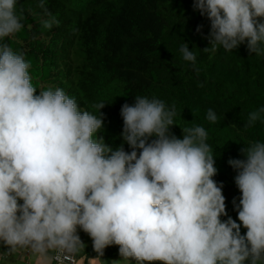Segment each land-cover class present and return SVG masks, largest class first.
<instances>
[{
	"label": "clouds",
	"instance_id": "1",
	"mask_svg": "<svg viewBox=\"0 0 264 264\" xmlns=\"http://www.w3.org/2000/svg\"><path fill=\"white\" fill-rule=\"evenodd\" d=\"M16 5L0 0V264H106L101 257L111 245L119 246L106 258L111 264H264V142L245 145V159H229L240 223L221 220L223 185L213 179L205 127L181 128L177 138L170 133L175 105L136 96L121 107L131 151L123 143L113 150L97 136L105 102L92 105L97 115L62 88L36 94L30 62L4 42L23 27ZM39 7L49 17L44 28L59 24L44 0ZM193 7L210 20L204 52H231L247 41L250 54L264 56V0H194ZM180 52L195 63L187 43ZM206 119L217 122L213 109ZM257 121L264 123V107L244 127Z\"/></svg>",
	"mask_w": 264,
	"mask_h": 264
},
{
	"label": "trees",
	"instance_id": "2",
	"mask_svg": "<svg viewBox=\"0 0 264 264\" xmlns=\"http://www.w3.org/2000/svg\"><path fill=\"white\" fill-rule=\"evenodd\" d=\"M40 2L17 0L23 27L4 38L30 62L36 94L62 88L81 109L97 115L92 105L105 102L100 110L104 126L97 136L113 150L123 143L126 152L131 148L121 136L122 105H133L136 96L174 104L177 125L170 133L183 138L181 128L205 127L218 170L213 179L223 185L227 216L221 220L230 216L240 223L233 205L241 197L237 171L228 161L245 159L240 151L245 145L264 142V123L244 127L249 113L264 107V56L250 54L247 41L231 52L222 47L204 52L210 47V20L194 9V0H44L59 21L51 29L43 27L49 17ZM184 43L195 53V63L182 58ZM208 109L217 114L216 123L206 119ZM85 236L80 235L82 241ZM118 251L111 245L101 259Z\"/></svg>",
	"mask_w": 264,
	"mask_h": 264
},
{
	"label": "rangeland",
	"instance_id": "3",
	"mask_svg": "<svg viewBox=\"0 0 264 264\" xmlns=\"http://www.w3.org/2000/svg\"><path fill=\"white\" fill-rule=\"evenodd\" d=\"M79 231H80V229H78V234H79ZM87 242H88L89 244H92V243H93V242H92V239L90 238L89 235H88ZM120 259H121V257H120V255H119V256H118L116 259H114V260H120ZM102 260L105 261L106 264H111V262L113 261V259H112V260L102 259ZM131 261H132V260H131ZM88 264H99V262L96 261V260H93V261H92V260L89 259ZM132 264H136V261L133 262ZM145 264H148V262H145ZM152 264H161V262L156 261V262H152Z\"/></svg>",
	"mask_w": 264,
	"mask_h": 264
},
{
	"label": "crops",
	"instance_id": "4",
	"mask_svg": "<svg viewBox=\"0 0 264 264\" xmlns=\"http://www.w3.org/2000/svg\"><path fill=\"white\" fill-rule=\"evenodd\" d=\"M0 250H4V249H0ZM77 264H88V260L85 261V260L81 259L77 262Z\"/></svg>",
	"mask_w": 264,
	"mask_h": 264
}]
</instances>
